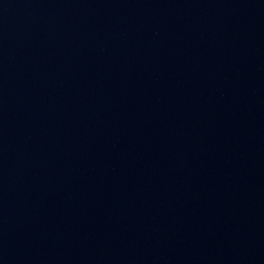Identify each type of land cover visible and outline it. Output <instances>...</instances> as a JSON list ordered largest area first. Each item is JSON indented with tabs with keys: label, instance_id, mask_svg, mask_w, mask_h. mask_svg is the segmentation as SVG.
<instances>
[{
	"label": "water",
	"instance_id": "1",
	"mask_svg": "<svg viewBox=\"0 0 264 264\" xmlns=\"http://www.w3.org/2000/svg\"><path fill=\"white\" fill-rule=\"evenodd\" d=\"M0 264H264V0H0Z\"/></svg>",
	"mask_w": 264,
	"mask_h": 264
}]
</instances>
